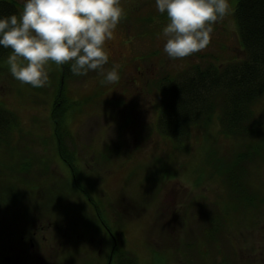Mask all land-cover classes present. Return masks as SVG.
<instances>
[{
    "label": "rangeland",
    "instance_id": "1",
    "mask_svg": "<svg viewBox=\"0 0 264 264\" xmlns=\"http://www.w3.org/2000/svg\"><path fill=\"white\" fill-rule=\"evenodd\" d=\"M13 1L20 13L24 0ZM228 3L226 15L212 25L209 44L172 59L163 51L168 18L156 10L155 0H121L124 12L105 43L108 61L103 68L115 67L119 79L102 85L100 72L76 76L67 64L65 88L74 103L65 123L74 141L66 143L75 150L74 168L56 154L50 118L60 65L50 61L46 85L36 88L11 75L12 52L0 58V107L16 122L10 133H0V167L13 170L18 179L21 170L32 184L13 202L12 216L0 208V228L18 227L12 218L16 214L44 215L42 221L51 222L44 232L47 240L55 242L59 225L58 234L69 233L66 244L74 245L63 263L93 264L96 255L107 254L112 239L100 221L86 225L94 214L86 202L89 195L117 249L126 253L111 255L110 264H130L128 256L135 264H264V160L241 159L233 169L237 182L255 198L247 205L228 189L227 175L215 172L247 150V140L222 133L216 114L180 140L162 134L158 126L162 98L154 83L192 73L195 64L204 67L242 55L234 17L237 0ZM253 110L264 121V95ZM210 161L219 165L212 167ZM72 182H79L87 195ZM38 183L43 195L34 197ZM211 225L216 227L212 231Z\"/></svg>",
    "mask_w": 264,
    "mask_h": 264
},
{
    "label": "trees",
    "instance_id": "2",
    "mask_svg": "<svg viewBox=\"0 0 264 264\" xmlns=\"http://www.w3.org/2000/svg\"><path fill=\"white\" fill-rule=\"evenodd\" d=\"M18 10L19 6L13 0H0V14L18 15ZM135 17L143 20L139 16ZM234 17L242 55L228 62H209L204 67L195 64L191 68L192 73H185L180 77L164 76L154 84L158 86L162 98L158 118V126L162 134L180 140L188 136L190 129L195 125H208L216 114L218 122L221 123L222 133L248 141L247 150L237 154L235 159L220 166L215 172L227 175L228 189L230 188L249 205L255 198L250 196L251 193L246 192V188L240 182H237L233 169L237 168L235 166L239 165L241 159L249 160L250 163L255 162L256 159L264 160V121L258 120L253 110L255 103L264 95V0H237ZM137 33L140 34L138 31ZM10 52H12L10 48L0 46V58ZM60 67L61 73L56 77L58 83L56 82L57 89L52 101L50 118L56 154L67 165L74 168L76 155L74 158L73 151L75 150L66 143V139L74 141V136L65 123L66 112L73 102L65 88L68 65L63 64ZM106 83L107 81L104 80L102 85ZM149 89H151V83ZM88 94L83 95V101ZM6 110L0 107V133H10L16 125L14 117H10L11 113ZM212 161H210L212 167L219 165ZM76 188L87 195L79 182L76 183ZM87 197L84 200L88 206L93 207L94 214L97 213L98 218L95 216L91 219L89 216L83 218L85 221L89 219L86 225L89 226L90 223L95 225L96 220L100 221V225L103 220L106 233L110 234L112 239L111 255L116 253L126 255L123 250L117 249L109 226L101 217L102 213L98 205L89 198V195ZM216 218L212 217L211 221ZM212 225L211 231L216 228ZM128 258L130 260L127 263L135 264L133 257L128 256Z\"/></svg>",
    "mask_w": 264,
    "mask_h": 264
},
{
    "label": "clouds",
    "instance_id": "3",
    "mask_svg": "<svg viewBox=\"0 0 264 264\" xmlns=\"http://www.w3.org/2000/svg\"><path fill=\"white\" fill-rule=\"evenodd\" d=\"M159 13H166L163 51L179 59L204 49L212 25L229 9L228 0H155ZM124 9L121 0H24L19 15L0 14V46L10 48L11 75L32 87L48 81L46 65L68 64L73 75L90 70L107 82L119 79L114 67L104 72L108 61L107 40L113 38ZM22 58V59H20Z\"/></svg>",
    "mask_w": 264,
    "mask_h": 264
},
{
    "label": "flooded vegetation",
    "instance_id": "4",
    "mask_svg": "<svg viewBox=\"0 0 264 264\" xmlns=\"http://www.w3.org/2000/svg\"><path fill=\"white\" fill-rule=\"evenodd\" d=\"M7 170H6V169ZM0 167V198L5 197V200H0V208L3 207L11 215L14 203H18L20 196H24L26 191H30L32 184H27L21 175V170L16 174H20V178L15 177L12 171L8 170V167ZM72 174V173H71ZM74 173L72 178L74 179ZM17 182H16V181ZM74 184V189L76 183ZM40 183L34 184V187L39 188ZM44 187L39 188L37 195L33 194L34 197L41 195V191ZM77 189V188H76ZM25 191V192H24ZM43 195V194H42ZM41 195V196H42ZM88 199V198H87ZM40 204H36V207ZM13 208V207H12ZM7 212L6 216L9 215ZM95 212V211H94ZM29 212L27 215L13 216L18 220L19 226L15 228L5 227L0 228V264H66L64 261L70 259L66 255L70 252L73 253L74 245H67L66 242L70 241L69 233L60 232L58 234L59 225H56L55 242L53 243L50 239L47 240L44 232L46 227L51 228V222L44 223V215H33ZM98 217V214L95 213ZM12 216V215H11ZM93 216V213L90 214ZM104 222L102 227L105 228ZM106 229V228H105ZM107 254L99 257L95 256L93 264H110L111 252L108 247L106 250ZM99 254V250L96 251ZM90 259L92 254L87 253ZM92 261V262H93ZM71 264V262H68Z\"/></svg>",
    "mask_w": 264,
    "mask_h": 264
}]
</instances>
